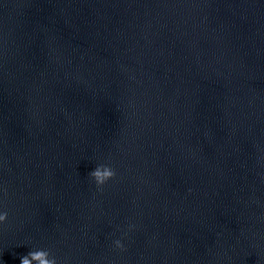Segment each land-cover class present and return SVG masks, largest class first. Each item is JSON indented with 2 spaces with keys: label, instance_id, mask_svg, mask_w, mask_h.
Here are the masks:
<instances>
[{
  "label": "clouds",
  "instance_id": "9594fccd",
  "mask_svg": "<svg viewBox=\"0 0 264 264\" xmlns=\"http://www.w3.org/2000/svg\"><path fill=\"white\" fill-rule=\"evenodd\" d=\"M115 175L114 170L106 165H97L91 172L88 173L90 180L94 183L99 190L108 181L112 180ZM7 219V212L0 207V225H3ZM131 231V226L129 227ZM112 246L117 251H124L121 239H116L112 242ZM2 264V262H0ZM20 264H57L54 256H51L48 250L35 249L30 250L26 255L20 257Z\"/></svg>",
  "mask_w": 264,
  "mask_h": 264
}]
</instances>
